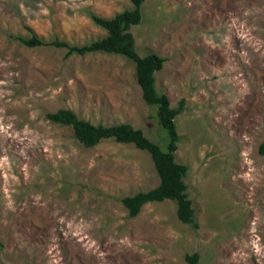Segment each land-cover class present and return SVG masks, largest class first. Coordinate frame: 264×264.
<instances>
[{
    "label": "rangeland",
    "instance_id": "374dc122",
    "mask_svg": "<svg viewBox=\"0 0 264 264\" xmlns=\"http://www.w3.org/2000/svg\"><path fill=\"white\" fill-rule=\"evenodd\" d=\"M130 0H0V264H264V0H145L130 33L139 56L166 61L158 91L174 119L176 163L197 228L174 201L129 218L120 199L157 186L150 155L103 140L83 147L45 119L72 110L93 125L127 123L165 150L135 65L118 55L65 56L11 39L85 45L90 19Z\"/></svg>",
    "mask_w": 264,
    "mask_h": 264
},
{
    "label": "trees",
    "instance_id": "16d2710c",
    "mask_svg": "<svg viewBox=\"0 0 264 264\" xmlns=\"http://www.w3.org/2000/svg\"><path fill=\"white\" fill-rule=\"evenodd\" d=\"M130 1L133 8L123 11L113 18L104 19L90 15L92 22L106 31V36L89 44L71 45L57 39L45 42L33 34L28 37L16 36L11 39L28 49L51 47L64 50L66 57L105 53L122 56L134 63L136 82L141 90L142 99L147 106L156 108L157 121L166 132L165 150L150 141L140 129L127 123L110 126L93 125L79 119L69 109H59L47 113L45 119L58 126L71 128L74 138L85 148L95 147L103 140H113L119 144L133 145L134 148L147 152L159 182L156 187L150 190L120 199L128 217H136L141 208L148 203L174 201L177 204L178 220L192 228H197L194 208L187 196V186L184 182L187 176V167L176 163L174 155L178 143L174 119L182 112L183 102L181 101L177 107H171L168 96L157 89L155 75L162 69L166 60L153 53L141 57L136 52L130 29L140 24L141 5L145 0ZM258 153L264 157V141L258 146ZM185 259L191 264L197 263V255L186 256Z\"/></svg>",
    "mask_w": 264,
    "mask_h": 264
}]
</instances>
